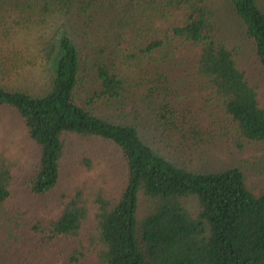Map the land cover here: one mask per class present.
<instances>
[{
  "label": "trees",
  "instance_id": "obj_1",
  "mask_svg": "<svg viewBox=\"0 0 264 264\" xmlns=\"http://www.w3.org/2000/svg\"><path fill=\"white\" fill-rule=\"evenodd\" d=\"M227 1L264 73V6ZM218 33L210 0H0V108L38 149L23 177L0 153L9 234L25 221L8 210L19 184L59 206L48 226H34L46 244L79 237L94 207L89 241L100 264H264V193L239 168L194 171L164 152L187 153L198 132L173 101L188 79L211 92L238 139L264 144V102ZM179 67L188 68L180 83ZM131 104L132 119L102 111ZM71 137L113 148L126 175L118 199H91L83 182L59 193Z\"/></svg>",
  "mask_w": 264,
  "mask_h": 264
},
{
  "label": "rangeland",
  "instance_id": "obj_2",
  "mask_svg": "<svg viewBox=\"0 0 264 264\" xmlns=\"http://www.w3.org/2000/svg\"><path fill=\"white\" fill-rule=\"evenodd\" d=\"M258 1L264 6V0ZM210 3L216 11L220 38L236 52L239 68L246 73L251 85L257 89L264 102V73L252 44L242 36L243 27L233 16L227 0H210ZM175 19L170 18L171 22ZM180 49L189 58L195 57L198 52L188 45ZM180 68L182 67L173 71L171 69L172 78L178 83L188 71H186L188 68ZM187 82V86H181L182 95L173 101L178 102V110L182 114L196 122L199 136L197 137L194 131L188 135L191 147L185 154H175L174 148L166 150L165 146L164 152L180 165L194 171H225L239 168L244 171L248 186L257 194L264 193V144L238 139L228 119L216 107L211 92L200 89L196 84L192 85L191 79ZM132 106L133 104L128 106L126 112L121 113L106 107L102 111L106 116L125 114L132 119L135 114ZM145 123L146 120L142 117L140 124L143 126ZM0 153L12 162L13 173L19 177L31 173L38 160V149L29 141L20 120L5 108H0ZM116 158L113 148L106 142L71 137L59 193L71 185L83 182L88 186L87 193L91 199L97 194H102L108 200L118 199L126 185V175ZM27 193L17 184L13 190L14 198L8 204V210L18 212L25 220L23 222L21 220L20 225L16 226L13 235L9 234L0 220L1 262L100 264L89 241V232L94 221V207L89 222L83 227L79 237L55 240L51 244H46L41 236L36 235L34 226L38 222H41L42 226H48L50 221L57 217L59 206L57 202L48 198L33 200Z\"/></svg>",
  "mask_w": 264,
  "mask_h": 264
}]
</instances>
